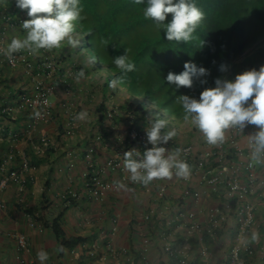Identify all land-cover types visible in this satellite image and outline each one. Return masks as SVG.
<instances>
[{
  "label": "crops",
  "instance_id": "0c3cea01",
  "mask_svg": "<svg viewBox=\"0 0 264 264\" xmlns=\"http://www.w3.org/2000/svg\"><path fill=\"white\" fill-rule=\"evenodd\" d=\"M26 19L27 11L17 8L16 0H0V43L5 51L12 38L26 37L22 28ZM73 35L80 40L76 49L65 45L52 51L40 50L38 55L30 56L29 71L25 66L11 68L5 55H0V158L14 153L10 168L17 169L22 155L36 163L26 176L23 190L11 183L1 195L5 208L0 212V264H42L37 258L41 250L48 253L43 264H178L180 249H185L193 264H228L236 243L254 249V254L246 257V264H264V200L260 196L264 159H254L247 144L248 135L256 129L238 137L237 144L246 150L236 159L219 157L217 145H209L202 133L191 128L174 130L176 135L160 145L166 148L165 155L179 149V159L186 147L191 148L195 160L211 153L209 161L218 164L217 168L225 167L229 179L238 178L252 187L255 225L240 238L237 201L227 184L208 185L202 172L196 171V162L187 163L193 170L187 178L177 177L173 170L171 179H154L148 184L134 183L127 169L123 172L110 164L125 167L123 154L132 149L143 156L152 145L132 140L129 133H146L149 125L132 105L131 97L113 87L107 90L105 74H101L98 64L89 62L91 57L83 52L79 34ZM80 70L85 77L77 82ZM38 75L53 88V109L51 120L34 128V112L19 108L17 100L21 94L33 91ZM5 109L10 112L4 113ZM81 111L88 113L87 120L74 119ZM68 131L74 134L68 136ZM232 136V129L225 130L221 144L225 146ZM42 137L50 138V146L46 155L35 157L34 145ZM90 147L95 148L91 173L112 182L126 177L116 191L105 192L99 199L85 188L82 177L87 168L85 153ZM227 151L230 148L225 155ZM249 161L255 163L252 180L244 169ZM162 187L166 188L164 195L160 194ZM69 190L77 192L79 199H71ZM194 192L200 193L198 201ZM191 212L201 225H208L214 214L217 236L190 237L185 225ZM54 221L63 232L62 239L82 238L85 243L63 248L53 230ZM254 232L259 234L256 241L252 240ZM19 235L27 238L28 249L19 247ZM145 239L149 240L147 247ZM167 245L172 254L165 250ZM203 247L208 251L206 258L200 254Z\"/></svg>",
  "mask_w": 264,
  "mask_h": 264
},
{
  "label": "trees",
  "instance_id": "16d2710c",
  "mask_svg": "<svg viewBox=\"0 0 264 264\" xmlns=\"http://www.w3.org/2000/svg\"><path fill=\"white\" fill-rule=\"evenodd\" d=\"M196 3L203 10L205 19L194 33L195 38L187 44L167 41L163 30L158 29L153 20L144 17L146 0L140 5L134 0H81V15L84 19L74 22V32L88 47V54H93L97 62L101 63L100 66L105 68L109 82L122 75L113 58L123 55L124 50H127L130 60L135 63V70L127 73L114 88H126L132 105L142 113L145 121L150 114L152 119L167 120L168 125L163 130L165 133L172 130L186 131L188 128L198 131L190 121H184L183 110L177 102L178 96L187 95L198 99L205 87H215V79H234L242 71L251 68L259 70L264 65V0H196ZM170 20L171 14L165 22ZM188 61L209 70L210 74L202 78L207 83L202 85L197 81L191 89H176L174 85L167 84L168 72H182L184 63ZM221 64L227 65L226 72L219 71ZM237 140L238 137L235 138ZM228 142L226 147L221 145L224 151L227 148L230 151L226 155L224 152L221 156L218 154L219 157L236 159L244 156L246 149ZM48 147H45L46 151ZM248 149L251 150L249 144ZM33 151L35 157L47 154L46 151L36 154L34 148ZM209 158L202 161L201 171V175L206 174L207 179L226 169L222 166L217 168L218 164L209 161ZM35 164L30 160L31 167ZM244 169L250 173L247 163ZM234 200L238 203L239 216L243 203L238 202L236 195ZM53 230L62 240L63 248H74L85 243L82 238L62 239L63 232L56 221Z\"/></svg>",
  "mask_w": 264,
  "mask_h": 264
},
{
  "label": "clouds",
  "instance_id": "9594fccd",
  "mask_svg": "<svg viewBox=\"0 0 264 264\" xmlns=\"http://www.w3.org/2000/svg\"><path fill=\"white\" fill-rule=\"evenodd\" d=\"M134 2L140 5L144 4L145 0ZM16 7L26 10L28 19L22 22L26 37L12 38L6 49L5 55L10 61L13 53L23 50H27L31 55H38L40 50L52 51L65 45L76 49L79 46L80 40L76 39L73 33L74 22L84 19L81 15V0H16ZM143 14L146 19L153 20L158 29L163 30L167 41L184 44L195 38L194 33L205 19V14L197 6L196 0H146ZM169 14L171 20L165 22ZM203 45L204 41L201 47ZM113 61L122 74L117 80L110 82L109 86L114 88L127 73L135 70V63L130 60L126 49L123 55L113 58ZM89 62L95 65L96 57H91ZM183 68L178 74L169 71L166 76L167 84L174 85L176 89H191L197 81L202 85L207 83L202 79L210 74L205 67L188 61L184 63ZM219 71L226 72L227 65L221 64ZM84 77L85 72L80 70L75 79L79 82ZM117 90L120 91L119 88ZM177 102L183 110L184 121H190L209 145L223 143L227 129H238L245 133L247 131L244 130L252 126L249 130L256 129L248 135L252 156L259 161L264 154V65H261L259 70L251 68L242 71L234 79L217 78L215 87H205L198 99L181 95L177 97ZM74 119L85 121L88 119V113L81 111ZM147 122L149 126L145 128L144 134L152 147L144 151L139 159L136 158L140 155L136 149L123 154L124 166L131 173V179L148 184L154 179H171L173 170L177 177L187 178L190 166L179 159L180 150L165 155L166 148L160 146L171 140L176 132L172 130L165 133L163 130L168 121L152 119L151 114ZM258 239L259 234L254 232L252 240ZM37 258L43 264L48 259V253L41 250L37 253Z\"/></svg>",
  "mask_w": 264,
  "mask_h": 264
},
{
  "label": "built area",
  "instance_id": "2783aa9c",
  "mask_svg": "<svg viewBox=\"0 0 264 264\" xmlns=\"http://www.w3.org/2000/svg\"><path fill=\"white\" fill-rule=\"evenodd\" d=\"M5 47L2 43H0V55H5ZM31 54L25 53L24 51H19L13 53L11 61L5 55V61L11 68H18L21 66H25L26 69L30 70L29 61ZM40 75V74H39ZM39 75L34 78V88L30 94H21L17 100V105L22 109H29L34 112L32 126L38 127L39 125L45 124L49 122L52 118V109H53V88L49 86L43 77H39ZM10 112V110L5 109L4 113ZM39 113V115H37ZM252 126L247 127L245 131H248ZM233 136L229 138L230 143L234 144L236 137H239L243 134V132L238 129H232ZM74 134L73 131H68L67 135L72 136ZM129 136L132 140L147 142V136L144 133H140L137 130H132L129 133ZM203 137V135H202ZM50 138L42 137L40 141L34 145V150L36 154H43L46 149L50 145ZM250 145V141L248 143ZM251 148V147H250ZM252 149V148H251ZM218 154L223 155V148L221 144L217 145ZM95 148L90 147L85 154L86 161V172L82 174L84 179L85 188L91 193L92 197L95 199H99L102 197L105 192L108 191H116L119 188L121 182L126 181V177L122 178L123 181L112 182L106 181L99 174H93L90 172L91 167H93V158H94ZM191 148L186 147L183 150V158L181 160L186 163L196 162L195 168L196 171H202L203 162L209 155L203 157L201 160H195L192 158ZM142 157L139 155L137 159ZM16 155L14 153H9L5 157L0 158V212H2L5 208V204L1 201V195L3 191L9 187L11 183H14L19 190L24 189V185L26 183V176L30 173L33 167L30 166V159L26 155H22L21 157V165L18 169L12 170L10 167L14 163ZM261 159H264V154L261 155ZM111 165L116 167L117 169L127 172L126 168L121 166L120 164H115L114 162H110ZM255 167V163L250 161L247 163V169H249V178L254 179L253 169ZM226 169L221 174L215 175L212 178L207 179L206 174L202 175L203 180H206L207 184L213 187L227 184L228 190L231 195H236L238 202L243 203L241 209L239 210V237L242 238L243 235L248 234L250 230L253 229L255 225V207L250 200V194L253 192V189L242 183L238 178L229 179L226 174ZM193 170L190 169V175H192ZM139 181H134V183H138ZM166 193V188L162 187L160 190V194L164 195ZM68 195L73 200L79 199V194L74 190H69ZM260 196L264 200V183L260 185ZM196 200H199L200 193L197 192L194 196ZM211 219H209L208 225H201L198 221L195 220V214H188V223L185 225L188 231V235L190 237H194L199 234H207L208 236L215 238L217 236V224L213 220L214 214L210 215ZM18 244L19 247L23 250L28 249V241L24 235L18 236ZM149 245V240L145 239V246ZM165 250L168 253H173L170 246H166ZM207 249L201 248L200 254L203 258L207 256ZM180 256V260L178 264H190V259L185 251V249H180L178 252ZM254 254V249L250 246L245 245V243H236L228 256V264H246V257H251Z\"/></svg>",
  "mask_w": 264,
  "mask_h": 264
},
{
  "label": "rangeland",
  "instance_id": "374dc122",
  "mask_svg": "<svg viewBox=\"0 0 264 264\" xmlns=\"http://www.w3.org/2000/svg\"><path fill=\"white\" fill-rule=\"evenodd\" d=\"M86 44L84 43V41H83V46H85ZM83 52L84 53H89V49H88V47L87 46H85L84 47V49H83ZM90 55V57H93L94 55L93 54H89ZM96 64H98V67L101 69V74H105V68L104 67H102V66H100V62L98 63V62H96ZM105 77V82L109 85L110 84V82H109V79H108V76L106 77V76H104ZM119 88V90L120 91H122V92H124V93H128V91L126 90V88L125 87H118ZM107 90L109 91V90H111V88L110 87H108L107 88ZM108 91H106V92H108ZM129 95V94H128ZM110 96V95H109ZM121 96V95H120ZM149 110H150V108H149Z\"/></svg>",
  "mask_w": 264,
  "mask_h": 264
}]
</instances>
